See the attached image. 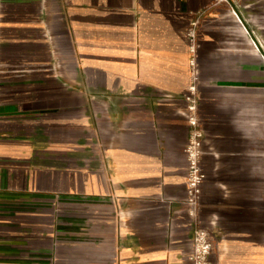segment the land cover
<instances>
[{"label":"crops","instance_id":"obj_1","mask_svg":"<svg viewBox=\"0 0 264 264\" xmlns=\"http://www.w3.org/2000/svg\"><path fill=\"white\" fill-rule=\"evenodd\" d=\"M191 45L209 262L264 264V0H0V264H191Z\"/></svg>","mask_w":264,"mask_h":264},{"label":"built area","instance_id":"obj_2","mask_svg":"<svg viewBox=\"0 0 264 264\" xmlns=\"http://www.w3.org/2000/svg\"><path fill=\"white\" fill-rule=\"evenodd\" d=\"M218 2H227V0H215ZM190 36L193 38L194 32ZM194 45L190 46L191 59L190 66V83L187 88V122L190 126V133L187 145L184 149L187 158V212L193 220L192 230V251L189 257L191 264H210L209 256L212 252V242L208 231L200 225L198 219L199 201L201 196V187L205 180V174L201 167L202 141L203 132L200 129L197 105V83L198 71L194 57Z\"/></svg>","mask_w":264,"mask_h":264},{"label":"water","instance_id":"obj_3","mask_svg":"<svg viewBox=\"0 0 264 264\" xmlns=\"http://www.w3.org/2000/svg\"><path fill=\"white\" fill-rule=\"evenodd\" d=\"M241 22L243 23V21L241 20ZM258 47V46H257ZM259 48V47H258ZM263 55H264V53H263Z\"/></svg>","mask_w":264,"mask_h":264}]
</instances>
